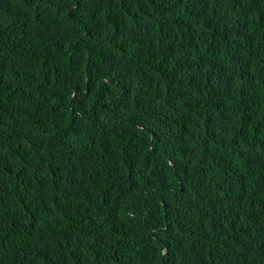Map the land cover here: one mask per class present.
<instances>
[{
  "label": "trees",
  "instance_id": "obj_1",
  "mask_svg": "<svg viewBox=\"0 0 264 264\" xmlns=\"http://www.w3.org/2000/svg\"><path fill=\"white\" fill-rule=\"evenodd\" d=\"M0 264H264V0H0Z\"/></svg>",
  "mask_w": 264,
  "mask_h": 264
}]
</instances>
